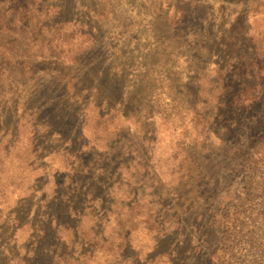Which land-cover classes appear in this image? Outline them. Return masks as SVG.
Segmentation results:
<instances>
[{"label": "trees", "instance_id": "1", "mask_svg": "<svg viewBox=\"0 0 264 264\" xmlns=\"http://www.w3.org/2000/svg\"><path fill=\"white\" fill-rule=\"evenodd\" d=\"M47 1L0 0V3H4L0 4V67L3 71L5 64H12L16 57H20L19 52L15 54L10 49L17 51L23 46L14 43L21 40L24 34L32 32L28 25H23V20L27 16L31 20L42 19L40 16L47 11ZM206 1L217 0H188V15L202 20L209 14L207 21L213 20L212 12L200 13L202 6L207 7ZM9 2L13 4L12 8ZM244 3L255 10L264 6V0H231L229 10L240 8ZM152 7L148 8L153 13L152 17H155L152 21L155 26L149 37V46L153 45L154 48L149 51L154 69L143 67L139 72L128 73L134 83L132 90L126 89L134 100L131 113L122 116L119 111H114L111 117L101 116V119L116 135L112 139H117L124 152L134 151L139 146L150 150L163 143L165 149L158 150H163V155L155 160L154 157L149 159L151 164L148 166L138 161L147 151L132 156L129 162H122L120 169L124 174L119 182L112 180L118 173L116 170L109 172L95 166L89 170L86 166L72 165L64 169L69 179L79 178L81 173L88 175L89 172L96 176L102 171L98 178L106 176V180L97 181L106 192V202L102 204L95 189L86 186L90 182L86 178L88 182L85 186H79L77 180L59 185L46 184L35 192L34 187L38 184L33 187L32 179L36 173V160L28 169L19 168V161L13 159L16 147L5 149L1 143L0 239L7 234L6 226L16 230L15 234L19 233L17 230L33 234L28 239L31 242L29 245L20 252L10 254L8 264H31L30 261L36 264H187L174 240L164 247L161 246L163 240L160 242L157 236L162 232L173 233L174 228L180 227L186 208L180 205L176 209L173 206L175 212L166 213L167 205L155 196L154 188H173L177 181L180 187H185L187 185L184 183L190 186L189 181H192L196 185L195 190L199 192V184H196L198 180L202 183L200 185L209 183L212 194L205 193V202H191L200 210L201 218L209 210L216 209V206L209 204L210 201L224 197L222 200L226 208L231 203L225 197L230 193L225 188L230 180L225 172L230 170L226 163L238 156L235 152L244 151V154L238 156H244L243 171L249 166L251 169L256 161L254 156L264 144L263 33L258 34L260 42L254 48L243 50L241 60L234 64L231 51L227 50L225 44L222 46L225 57H221L216 51L211 52L198 44L194 35L188 31V25L181 27L177 18L168 14L166 6L157 3ZM139 12L143 13V9ZM46 20L54 28H72L68 35L79 46L81 36L84 35L79 24L70 23L57 14ZM236 23L244 25L243 22L227 18L226 25L219 32L223 40H226L230 26ZM146 25L150 27L149 23ZM156 51L160 52L162 59L154 61ZM139 76L143 80L138 83ZM147 128L148 133L153 134L152 138L149 136L150 139L144 135ZM132 133H136L134 137H131ZM216 135L224 136L225 143L211 144ZM14 162L17 165H13ZM133 170L136 173L134 184L130 183ZM164 177L169 179L162 182ZM122 188L125 198L114 193ZM195 198L189 197L185 203ZM90 205H95L97 209H109L108 230H94L92 225L95 219L100 218L101 211H94L95 214L90 216L92 211L89 213L86 210ZM233 205L237 210L240 204ZM73 218H82L83 222L74 223ZM227 228L224 222L219 226V229H225L224 234ZM192 235L199 242L204 240L207 233L199 227ZM254 235L255 239L251 241L255 247L252 264H264V229L262 233L255 232ZM46 243L49 245L47 249L43 247ZM220 243L209 252L214 263H208L203 255L200 263L195 264H230L231 252L224 248L220 253L219 247L222 248L224 242L221 240ZM150 253H153L152 257L148 256Z\"/></svg>", "mask_w": 264, "mask_h": 264}, {"label": "rangeland", "instance_id": "2", "mask_svg": "<svg viewBox=\"0 0 264 264\" xmlns=\"http://www.w3.org/2000/svg\"><path fill=\"white\" fill-rule=\"evenodd\" d=\"M206 2L207 7L202 6L200 13L212 12L211 21H207L209 14L204 16L203 21L199 20L200 17H190L188 0H48L49 8L45 7L47 11L44 13L46 18L42 15V19L31 20L27 16L23 20V25H28L32 32L24 34L21 40L14 43L22 45V49H10L15 54L19 52L20 57H16L12 64H5L4 71L0 67V144L10 150L16 147L13 159L19 161V168L28 169L36 160V173L32 179L33 187L38 184L34 187L35 192L46 184L59 185L77 180L79 186H85L88 182L86 178L90 181L86 186L93 187L97 198H101V203L105 204L106 192L97 182L106 180V176L98 178L102 171L96 176L88 171V175L81 173L78 179H69L64 169L72 165L86 166L89 170L93 166L109 172L116 170L118 173L112 180L119 182L123 173L120 169L122 162H129L132 156L147 151L138 161L148 166L151 164L149 159L154 157L155 160L163 155V150L158 152L165 149L163 143L150 150L139 146L134 151L124 152L117 139H112L116 135L106 127L101 116L111 117L114 111H119L122 116L131 113L134 100L126 89L132 90L134 83L128 73L139 72L143 67L154 69L149 51L154 46H149V37L153 34L155 25L152 21L155 17H152L153 13L149 12L148 7L153 8L157 3L166 6L168 14L174 15L181 27L188 25V31L198 44L211 52L216 51L221 57H225L222 52L225 44L227 50L231 51L234 64L241 60L243 50L254 48L260 42L257 38L260 32L264 38V6L255 10L244 3L232 11L229 10L231 0ZM9 4L12 8L13 4ZM142 9L143 13H140ZM184 12L186 14L182 16ZM54 14L70 23L79 24L80 31L84 33L79 46L68 35L72 28H54L46 20ZM228 17L244 25L236 23L230 26L226 40H223L219 32L226 25ZM65 25L68 27L67 23ZM26 47L28 49H24ZM155 54L154 61L162 59L159 51ZM142 80V76H139L138 83ZM204 83L209 85L207 81ZM148 130H144V135L150 139L153 134L148 133ZM120 133L124 134V131L120 130ZM223 137L216 135L210 143H225ZM259 150L254 156L256 161L252 168L249 166L244 171V156L238 158L244 151L235 152L238 156L226 163L230 170L225 172L230 178L225 185L226 192L230 193L225 197L231 203L226 208L222 200L224 197L210 201L209 204L216 206V209L209 210L201 218L200 210L192 203L202 204L206 200V197L203 199L205 193L212 194L209 183L200 185L202 183L198 180L196 184H199V192L192 181H189L190 186L184 183L187 185L185 187H180L177 181L173 188H154L155 196L167 205L166 213L175 212L173 206L176 209L180 205L186 208L180 227L174 228L173 233L162 232L157 235L160 242L163 240L161 246L166 247L174 240L187 264L200 263L203 255L208 263H214L209 252L214 246L221 245L222 240L224 244L219 250L221 253L222 249L227 248L231 252L230 264H252L255 247L251 241L255 239V232L262 233L264 229V144ZM131 177L130 183L134 184V170ZM164 178L162 182L169 179ZM114 193L125 198L123 188ZM193 196H196L194 201L185 203L187 198ZM234 203L240 204L237 210ZM77 207L81 208L79 205ZM86 210L89 213L92 211L90 216L100 210L101 216L95 219L92 227L97 231L108 230V208L97 209L95 205H90ZM72 220L74 223L83 222L82 218ZM223 222L229 227L226 234L225 229H219ZM199 227L207 235L203 241L196 242L192 234ZM5 231L7 234L0 239V264H8L10 254L20 252L29 245L31 242L28 239L33 236L32 232L26 230H17L19 233L15 234L16 230L10 226H6ZM48 246L46 243L43 247L47 249ZM148 256L152 257L153 253Z\"/></svg>", "mask_w": 264, "mask_h": 264}]
</instances>
